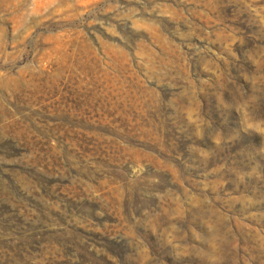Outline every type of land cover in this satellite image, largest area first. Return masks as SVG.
Listing matches in <instances>:
<instances>
[{"label":"rangeland","instance_id":"374dc122","mask_svg":"<svg viewBox=\"0 0 264 264\" xmlns=\"http://www.w3.org/2000/svg\"><path fill=\"white\" fill-rule=\"evenodd\" d=\"M0 264H264V0H0Z\"/></svg>","mask_w":264,"mask_h":264}]
</instances>
